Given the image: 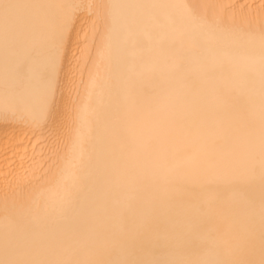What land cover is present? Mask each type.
Listing matches in <instances>:
<instances>
[{
	"label": "bare ground",
	"instance_id": "1",
	"mask_svg": "<svg viewBox=\"0 0 264 264\" xmlns=\"http://www.w3.org/2000/svg\"><path fill=\"white\" fill-rule=\"evenodd\" d=\"M17 2L39 7L29 10L32 25L9 44L7 63L0 36V240L23 215L74 246L98 240L113 259L194 260L204 254L191 241L214 236L222 246L235 245L254 216L259 259L258 177L239 189L225 168L171 178L178 167L190 174L227 160L251 138L258 151L264 0ZM97 4L116 6L103 10L113 30L110 46L92 30L96 9L88 6ZM182 4L202 6L225 22L223 30L180 22L179 7H136ZM58 5L80 7L59 65L54 105L39 119L46 57L35 56L19 77L14 61L42 49L52 18L72 11ZM193 222L203 226L193 231ZM146 226L149 242L124 243ZM82 258L95 254L89 249Z\"/></svg>",
	"mask_w": 264,
	"mask_h": 264
},
{
	"label": "snow or ice",
	"instance_id": "2",
	"mask_svg": "<svg viewBox=\"0 0 264 264\" xmlns=\"http://www.w3.org/2000/svg\"><path fill=\"white\" fill-rule=\"evenodd\" d=\"M38 5L24 4L17 0H0V36H2L6 49L10 43L16 41L17 36L29 28L33 23L30 9ZM56 7L69 8L72 11L64 15H56L52 18V29L42 49H34L31 53H25L14 61V69L19 77L31 65L35 56L44 55L45 63L40 69L41 79L46 83V93L40 103L39 119L47 117L55 102V92L58 87L59 65L63 58L66 47L70 41V33L74 30L75 10L79 5H58ZM95 8L97 19L92 23V30L100 38L102 44L110 46L113 42V30L103 14L106 7H116L104 4L89 5ZM128 7V6H121ZM143 8H175L183 9L180 22L187 20L192 25L206 29L209 32L223 30L225 22L219 17L210 16L201 11L202 6L197 4L182 5H139ZM137 22H142V19ZM103 23L104 30L101 32L99 25ZM152 23L159 25L160 18L153 16ZM142 44V41H137ZM260 121L258 151L254 138L249 140L248 146L243 152L233 155L227 160L209 163L206 167H195L190 174H186L179 167L173 181L183 180L207 174L215 168H225L230 171L232 186L239 189L242 185H252L259 179L260 185V220H259V259L256 258L257 233L254 216L242 237L237 236V243L231 241L221 243L210 236L209 240L200 243L191 241L193 246L201 250L204 258L194 260H172V259H137V258H112V251L106 248L98 240H85L79 246L72 245L68 239H57L46 231L47 224L34 226L24 221L23 215L16 219L15 231H5L0 240V264H264V29L261 30L260 44ZM181 70V66H177ZM221 95L229 96L226 89L221 90ZM9 109L5 107L3 115H7ZM7 201V195H6ZM248 207L254 209L255 201L249 198ZM45 217L48 216L46 207L41 209ZM70 211L69 208L62 210L64 215ZM203 225L193 222L192 230ZM187 235V234H186ZM150 241L147 226L143 231L137 230L129 241L124 238V243L131 242L133 245L139 243L141 246ZM227 248V253L225 252ZM91 249L95 258H82V255Z\"/></svg>",
	"mask_w": 264,
	"mask_h": 264
}]
</instances>
